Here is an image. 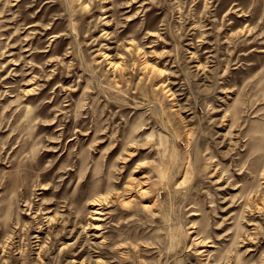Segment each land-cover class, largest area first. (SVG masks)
Listing matches in <instances>:
<instances>
[{
  "label": "rangeland",
  "instance_id": "374dc122",
  "mask_svg": "<svg viewBox=\"0 0 264 264\" xmlns=\"http://www.w3.org/2000/svg\"><path fill=\"white\" fill-rule=\"evenodd\" d=\"M0 264H264V0H0Z\"/></svg>",
  "mask_w": 264,
  "mask_h": 264
}]
</instances>
